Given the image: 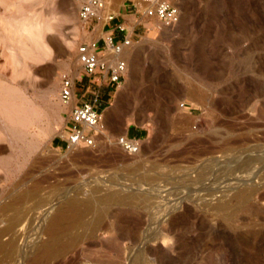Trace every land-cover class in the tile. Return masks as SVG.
<instances>
[{
	"label": "rangeland",
	"instance_id": "374dc122",
	"mask_svg": "<svg viewBox=\"0 0 264 264\" xmlns=\"http://www.w3.org/2000/svg\"><path fill=\"white\" fill-rule=\"evenodd\" d=\"M83 1L0 0V241L17 237L0 264H30L79 193L89 206L46 264H264V0H172L179 22L155 19L126 48L103 117L105 135L142 131L136 154L63 145L60 75L80 71Z\"/></svg>",
	"mask_w": 264,
	"mask_h": 264
},
{
	"label": "built area",
	"instance_id": "2783aa9c",
	"mask_svg": "<svg viewBox=\"0 0 264 264\" xmlns=\"http://www.w3.org/2000/svg\"><path fill=\"white\" fill-rule=\"evenodd\" d=\"M140 3L136 7L141 8L143 14L158 19L164 25L174 26L180 20L181 10L172 0H140ZM78 18L86 31L85 38L76 49L80 71L76 76L69 72L61 73L58 93L59 101L68 108L64 146L67 149L95 147L99 141H103L117 144L129 154H136L142 147L141 138L132 137L127 132L115 137L105 135L103 115L107 105L100 109L104 103L103 87L113 83L117 89L124 82L129 70L124 53L126 48L134 45L135 40L123 22L112 29L100 28L98 38L87 36L95 29V21L105 24L115 19V11L108 0H84L79 7ZM116 30L123 34L119 40ZM82 75L89 80L75 97L77 81L83 82Z\"/></svg>",
	"mask_w": 264,
	"mask_h": 264
},
{
	"label": "bare ground",
	"instance_id": "6f19581e",
	"mask_svg": "<svg viewBox=\"0 0 264 264\" xmlns=\"http://www.w3.org/2000/svg\"><path fill=\"white\" fill-rule=\"evenodd\" d=\"M43 53V52H42ZM37 54V53H36ZM47 55V53H46V51L43 53V54H41V56H46ZM40 56V57H41ZM48 56V55H47ZM43 58V57H42ZM14 78V77H13ZM17 78V77H16ZM20 93V92H19ZM14 95V94H13ZM18 95V94H17ZM19 96V95H18ZM10 97H12V96H10ZM15 97H16V95H15ZM24 98V97H23ZM15 99V98H14ZM18 99H20L19 97H18ZM7 102V101H6ZM13 102V101H12ZM14 103V102H13ZM10 105V104H9ZM4 107V106H3ZM6 107V106H5ZM16 110V109H15ZM29 110V109H28ZM28 113H29V111H28ZM110 113V111H107L106 112V116L107 115H110L109 114ZM26 117V116H25ZM16 118V117H15ZM11 119V118H10ZM18 121V120H17ZM11 128V127H10ZM247 190V189H246ZM245 190V188H244V192L246 191ZM80 192V191H79ZM244 192H242V190L240 189V191H239V193H237V196L236 197H239V198H241L242 199V201H244V200H248V198L247 197H249V196H246L245 195V193ZM247 192V194H248V191H246ZM27 193V192H26ZM77 193V192H76ZM97 193V192H96ZM80 194V193H79ZM79 194H77V198L78 199H83V198H81L80 196H79ZM76 195V194H75ZM22 196H24V195H22ZM22 196H20V198L22 197ZM80 198H79V197ZM107 196V195H106ZM26 197V196H25ZM24 197V198H25ZM86 197V196H85ZM14 198H16V197H14ZM23 198V197H22ZM109 198V197H108ZM113 198V197H112ZM117 198V197H116ZM120 198V197H119ZM238 198V199H239ZM78 199H75V198H72V199H67V200H63V201H61L59 204H57L58 206H56L55 207V209L52 211L53 213H52V215L50 214L51 212H49V214L51 215V216H49V218H48V220L46 221L47 223H46V226H45V232H46V234H47V241H42L41 239L40 240H37V242L34 244L35 246L33 247V248H36V250H34L35 252L33 253V256L31 257V260H30V264H46V261L52 256V255H55L57 252H62V251H64L66 248H67V244H68V242L67 241H62L61 240V237H60V235L62 234V232H64L65 230H66V228L67 227H69L72 223L74 224V221L76 220V221H78L77 219H79V218H81V216L83 215V211H85V210H83V208H82V205H86V206H89V202L88 201H85V202H81L80 200H78ZM84 199H86V198H84ZM121 199V198H120ZM110 201V200H109ZM115 202H116V200H115ZM15 205V204H14ZM54 205V204H53ZM15 206H17V205H15ZM2 207V206H1ZM7 208H10L9 206H7ZM2 208H0V210H1ZM3 209H4V207H3ZM5 209H6V205H5ZM4 209V210H5ZM0 212H2V211H0ZM5 215V214H4ZM16 216V218H17V215H15ZM45 216V215H44ZM38 217V216H37ZM21 219H22V217H21ZM8 220V219H7ZM12 220V219H11ZM1 221V220H0ZM4 221H6V220H4ZM10 221V220H9ZM15 221H17V220H15ZM15 221H13V223L15 222ZM20 221H23V220H20ZM1 223V222H0ZM5 223V222H4ZM11 224H10V226L12 225V227L14 228V224L12 223V222H10ZM17 223H18V221H17ZM16 223V224H17ZM5 225H7V224H5ZM5 225H4V227H5ZM18 225V224H17ZM8 227H9V224L7 225ZM18 226H20V222H19V225ZM2 227V226H1ZM4 227H2V228H4ZM6 228V227H5ZM13 228L11 229V230H13ZM15 228H17V226L15 227ZM14 228V229H15ZM22 228V227H21ZM6 229H10V227L9 228H6ZM19 229V228H18ZM17 229V230H18ZM10 230V231H11ZM22 230V229H21ZM23 230H24V228H23ZM69 231H70V229H68ZM67 230V231H68ZM1 231H3L2 229H1ZM9 231V230H8ZM16 231V230H15ZM15 231H13V232H15ZM20 231V230H19ZM42 231V230H41ZM69 231H68V233H69ZM7 232V231H6ZM5 232V233H6ZM12 232V231H11ZM11 233L10 235H12V234H14V235H16V236H18V234H17V232H15V233ZM95 232V231H94ZM93 232V233H94ZM31 233V232H30ZM36 233V232H35ZM7 234V233H6ZM6 234H3V235H6ZM22 233H20V235H21ZM25 234V233H24ZM3 235H1V233H0V237L1 236H3ZM45 235V234H44ZM67 235V234H66ZM65 235V236H66ZM43 236V235H42ZM3 237H1V239H2ZM16 238L17 237H15V238H12V240H11V243L13 244L15 241H16ZM63 239V238H62ZM19 243V242H18ZM12 244H7L6 242H3V241H0V251L1 252H3L2 250L3 249H5L6 248V246L8 245H11V246H14V245H12ZM7 246V247H8ZM10 246V248H12ZM18 247V246H17ZM9 248V250H10V252H9V250H8V252L9 253H11L12 254V251H11V249ZM16 248V247H15ZM19 248H21V247H19ZM26 248H28V247H26ZM17 249V248H16ZM15 249V250H16ZM14 250V251H15ZM17 251H19V250H17ZM24 251V250H23ZM27 251V250H26ZM33 251V250H32ZM8 252H6V254L8 253ZM29 252L30 251H28V254H29ZM8 253V254H9ZM15 252H13V254H14ZM17 253V252H16ZM31 253V252H30ZM4 254H5V252H4ZM3 254V255H4ZM10 254V255H11ZM18 254H19V252H18ZM24 254H25V252H24ZM23 254V255H24ZM27 254V253H26ZM2 255V256H3ZM22 255V256H23ZM12 256V255H11ZM27 256V255H26ZM2 259H4V258H2ZM1 259V260H2ZM9 261H11V260H9ZM4 262L5 263H7V259L5 258V260H4ZM4 263V264H5Z\"/></svg>",
	"mask_w": 264,
	"mask_h": 264
},
{
	"label": "crops",
	"instance_id": "0c3cea01",
	"mask_svg": "<svg viewBox=\"0 0 264 264\" xmlns=\"http://www.w3.org/2000/svg\"><path fill=\"white\" fill-rule=\"evenodd\" d=\"M136 5H141L140 0H125L115 11V19L113 21L105 24L101 21H95L93 23L95 25V29L89 32L87 36L98 38L101 35L99 33L100 28L103 30L112 29L115 28V25L121 22L125 23L130 35L135 40V42H138L143 36L153 33L156 27V18L147 17L145 14H143V10L141 8H137ZM115 33L117 34L118 40L122 38L123 34L121 32L116 30ZM81 78L83 79V82L77 81L75 97L78 96L83 84L87 83L89 80V78L85 75H82ZM115 90L116 86L113 83L103 87V99L107 101V106L111 103ZM127 133L132 137L141 138L143 136L142 131L137 128H130L128 129Z\"/></svg>",
	"mask_w": 264,
	"mask_h": 264
}]
</instances>
